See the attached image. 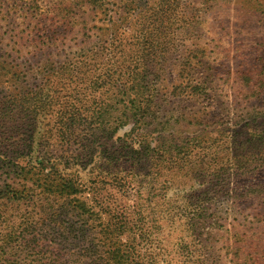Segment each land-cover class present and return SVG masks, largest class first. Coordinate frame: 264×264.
<instances>
[{"label": "rangeland", "instance_id": "rangeland-1", "mask_svg": "<svg viewBox=\"0 0 264 264\" xmlns=\"http://www.w3.org/2000/svg\"><path fill=\"white\" fill-rule=\"evenodd\" d=\"M0 264H264V0H0Z\"/></svg>", "mask_w": 264, "mask_h": 264}, {"label": "trees", "instance_id": "trees-1", "mask_svg": "<svg viewBox=\"0 0 264 264\" xmlns=\"http://www.w3.org/2000/svg\"><path fill=\"white\" fill-rule=\"evenodd\" d=\"M32 16H36L35 15V12L32 11ZM37 27V24L35 25V27H31L33 28V32H35V29ZM38 31L41 32H45V34L49 33V31H52L51 29H40L38 28ZM126 94H127V103L124 104V109H123V113H122V116L121 118H118L116 120H119V123L118 121H114L115 123H118L116 125V127H120V126H125V125H128L132 119H136V120H139L138 117L140 114V107L139 105L137 104V102L139 101L138 98L135 96L133 97L132 93H130L129 91H126ZM146 115L144 114V117ZM144 120V119H143ZM115 127V128H116ZM149 149H150V146H149ZM145 150H146V147H145ZM127 155L130 156V159L131 160H136V159H141L142 157L144 156H148L150 154V152H140V149H134L132 146H129L128 149H127ZM67 186L68 185H71V184H66ZM66 187V186H65ZM117 256L114 255L113 258H116Z\"/></svg>", "mask_w": 264, "mask_h": 264}]
</instances>
